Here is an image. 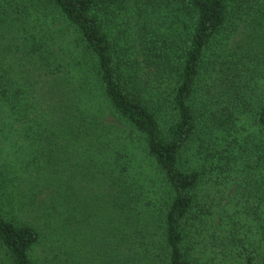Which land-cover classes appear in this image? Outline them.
Wrapping results in <instances>:
<instances>
[{"label":"trees","instance_id":"obj_1","mask_svg":"<svg viewBox=\"0 0 264 264\" xmlns=\"http://www.w3.org/2000/svg\"><path fill=\"white\" fill-rule=\"evenodd\" d=\"M237 35L243 46L213 59ZM2 114L17 156L0 152V264H88L73 243L89 227L85 182L106 186L112 233L138 247L106 264H205L192 232L209 212L198 195L209 171L185 164L215 133L224 148L207 161L236 174L264 246V0H0ZM262 251L246 264H264Z\"/></svg>","mask_w":264,"mask_h":264},{"label":"rangeland","instance_id":"obj_2","mask_svg":"<svg viewBox=\"0 0 264 264\" xmlns=\"http://www.w3.org/2000/svg\"><path fill=\"white\" fill-rule=\"evenodd\" d=\"M243 40L241 35L229 39L228 42L223 39L221 44H216L213 47V59L218 58L217 55L222 52L224 56L220 59H225V51L234 53L237 50L236 47L243 46ZM0 121H5L3 114L0 115ZM105 121L110 126L121 127L111 117H107ZM7 122L10 124L9 120ZM237 124L242 135H247L255 129L253 120L247 116H239ZM122 129L126 130L124 127L115 129L120 141L127 144V150L136 152L137 143L134 136L129 131L126 130V133ZM7 134L10 136L9 133ZM222 138L221 133H215L211 137L195 143L190 153V161L185 164L193 168L207 167L209 171L198 191V195L203 200V204L209 208H207L209 212L204 214L205 216L203 215L204 221L199 225L198 229L192 232V235L196 237L195 257L205 264H246V260L249 257L262 253L264 246L263 244L259 245V243L257 247V244L252 245L256 239L252 236L254 232L253 229L250 230L251 224L248 218L244 217V205L238 204L240 198L236 174H228L229 179H225L221 175L220 170L217 169L216 161L214 162L213 160L209 163L207 161V159L211 158V155H219L216 151L224 148L221 145ZM11 139L14 140V138ZM3 146L4 138L0 137V152L3 151V157L12 159L11 161L16 164L14 160L17 154L12 149V146L10 145L11 152ZM211 163H213V166H211ZM142 170L145 171V175L141 177V183L143 184L146 183L149 174L145 168L142 167ZM85 185L83 197L86 196L84 197L86 205L82 209L86 214L89 227L84 230L81 227L73 241L75 247L80 249L84 255L80 254L81 258L87 259L88 264H106L109 258L112 257V253L120 252L121 254L125 253V259L134 260L138 251L136 242H133L135 239L126 241L124 233H120L118 236L113 234L112 229H114L116 224L120 223L119 218L111 217L110 211L108 213L105 212V203L99 206L98 200L103 198L106 186H97L89 182H85ZM144 194L148 198L146 189ZM142 204L145 205L146 202L144 201ZM245 222H248V224ZM81 225H83V220ZM129 233H132V231ZM131 235L134 234L132 233ZM45 247L38 251V256L41 258L46 254Z\"/></svg>","mask_w":264,"mask_h":264}]
</instances>
